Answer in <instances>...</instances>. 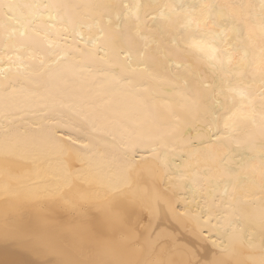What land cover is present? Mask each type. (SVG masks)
Listing matches in <instances>:
<instances>
[{
	"label": "snow or ice",
	"instance_id": "6c2138e0",
	"mask_svg": "<svg viewBox=\"0 0 264 264\" xmlns=\"http://www.w3.org/2000/svg\"><path fill=\"white\" fill-rule=\"evenodd\" d=\"M0 194V264H264V0H0Z\"/></svg>",
	"mask_w": 264,
	"mask_h": 264
},
{
	"label": "bare ground",
	"instance_id": "6f19581e",
	"mask_svg": "<svg viewBox=\"0 0 264 264\" xmlns=\"http://www.w3.org/2000/svg\"><path fill=\"white\" fill-rule=\"evenodd\" d=\"M0 195H2V194H0ZM175 227V226H174ZM185 235V237L187 238V234H184Z\"/></svg>",
	"mask_w": 264,
	"mask_h": 264
}]
</instances>
